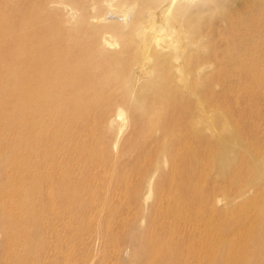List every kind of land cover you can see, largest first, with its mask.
I'll use <instances>...</instances> for the list:
<instances>
[{"label":"bare ground","instance_id":"1","mask_svg":"<svg viewBox=\"0 0 264 264\" xmlns=\"http://www.w3.org/2000/svg\"><path fill=\"white\" fill-rule=\"evenodd\" d=\"M0 1V69L13 70L7 77L13 79L20 99L16 109L19 115L28 112L30 122L37 129L47 128L49 138L65 137L64 129L59 133L55 126L62 123L58 113L67 100H84L85 106L97 98L107 100L101 118H106L109 106L115 105L109 127L115 121L123 124L126 113L121 104L131 105L134 119L146 127L143 141L153 144L162 140L156 149L155 168L147 175L148 197L160 165L164 172L168 161L175 158L178 166L169 171L164 181L165 185L169 181L167 185L171 181L181 183L169 190L179 200L177 205H170V212L200 209L201 202L187 201V196L196 191L203 195L200 199L209 202L210 214L205 218L214 221L228 220V215L217 214L213 209V192L203 194L198 180L207 173L202 171L208 172L214 164L229 169L244 156L254 162L252 168L257 176L263 177L264 169L257 164H264V142L253 148L240 137L227 138L231 131L228 113L220 112V103L215 100L220 101L225 93L220 85L228 65L248 73L252 70L251 61L246 58L224 61L223 54L235 50L242 37H249L255 47H262L264 43L257 41L264 30V9L255 7L242 18L226 19L222 30L211 26L207 32L206 27L222 18L216 11L219 1L245 0H201L197 6L181 5L179 0ZM154 7L163 8L159 13L148 10L144 17L139 15V11ZM244 47L245 52L255 48L247 44ZM166 48L172 53H166ZM120 55L124 59L118 61ZM214 111L216 114L212 115L210 112ZM19 125L26 129L23 117ZM113 144L116 147L118 142ZM47 145L51 148L54 144ZM66 154L60 145L52 147L48 155L57 171L67 175V180L54 176L50 179L49 175L45 182L52 195L49 204L38 199L30 201L16 192L0 195V264H87L78 254L65 255L62 262L52 255V238L60 235L59 231L65 233L68 223L84 227L83 237L89 241L99 240L102 232H116L117 228L131 230L129 235L137 252L134 260L138 264H187L188 255L178 252L184 241L196 237L194 222L175 240L168 236L162 223L150 222L147 212L111 209L105 199L100 200L95 181L86 180L82 170L73 172L70 161L58 163V157ZM45 173L36 167L31 174L43 180ZM84 182H88L86 188L82 186ZM106 188L109 189V181ZM102 213L106 214L104 219ZM178 216L173 229L189 221L187 215ZM258 218L263 230L257 233L256 241L264 242V215ZM201 219L203 216L191 220ZM236 235L234 232L232 237L237 238ZM203 239L207 246L202 247V254L199 250L194 252L197 259L212 255L209 264H229V257L246 260L247 254L239 251L227 256L226 240L218 234L212 238L206 233ZM259 262L264 263V259L259 258Z\"/></svg>","mask_w":264,"mask_h":264},{"label":"rangeland","instance_id":"2","mask_svg":"<svg viewBox=\"0 0 264 264\" xmlns=\"http://www.w3.org/2000/svg\"><path fill=\"white\" fill-rule=\"evenodd\" d=\"M179 1L181 5L193 4L197 6L202 3L201 0ZM219 5L216 11L222 18L210 24V28L206 27L207 32L212 27L222 30L227 25L226 19L242 18L244 14L249 13L255 7L264 9V1H219ZM162 8L144 9L139 11L141 12L139 15L144 17L149 12L159 13ZM148 10L150 11L148 12ZM1 18L0 1V30ZM218 40L217 38L216 41L218 42ZM258 40L260 41L257 43H264V30L261 31ZM241 41L242 43H238L235 50L223 54L225 56L223 60L246 58L248 62L251 61L249 68L252 69L254 76L251 71L249 73L244 70L240 71L238 68L228 65L225 69L223 84L220 85L224 86L225 93L221 97V102L218 99L215 101L220 103L218 104L220 112L228 113L231 131L226 137L229 139L240 137L248 146L258 148L264 142V44L262 47H255L252 43L253 40L249 37H242ZM246 44L255 48H252L251 52H249L250 50L245 52ZM170 50L165 49L168 54L172 53ZM123 59V55L118 57V61ZM12 71L5 72L0 69V195L6 192H16L19 195H25L30 201L36 199L44 200L45 203L50 201L52 195L45 188V182L49 175L50 179L54 176L60 180H67V175L61 173L60 170L57 171L56 163L48 158L52 147L58 148L62 145L67 154L63 157L59 156L58 163L63 164L70 161V166L75 170L73 172L82 170L86 180L95 181L97 190L101 194L100 200L105 199L111 209L123 212L139 210L141 214L147 212L150 222L162 223L168 229L166 231L168 236H172L175 240L180 239L184 232L189 230L190 226L188 225L194 222L197 230L196 237L184 241L178 252L179 255L184 254L185 257L188 255L185 260L187 264L189 262L190 264H209L207 261L212 255L206 257L202 255L198 259L196 255V258L194 257V252L199 250L198 252L202 254V247L207 246L203 239V235L206 233L211 234L212 238L218 234L219 237L226 240L229 251L227 256L236 251H239V254H247L246 260L229 257L227 259L229 264H264L259 262V258L264 259V242L256 241L257 233L263 230L260 228L263 226L260 224L258 216L264 215V175L262 178L257 176L256 170L252 168L254 162L249 157L243 158V156L242 161H236L229 169H222L214 164L209 171L207 170L208 172L202 171L207 174L198 180L205 192L203 194L213 192V196L216 198L212 202L213 209L217 214L228 215V220L206 219L205 217L210 214L209 202L203 198L201 200L200 197L203 195L196 191H192L187 196V201L189 203L193 201L195 204L201 202V206H203H200V209H191L188 212H170V205H177L179 200L169 190L172 186H179L181 183H172L171 181L167 185L169 181L165 185L164 181L169 171L178 166V161L175 158L168 161L164 172L160 165V172L155 175V179L153 178L152 193L148 197L146 181L150 175L148 177L147 175L155 168L156 149L162 140L153 144L143 141L142 136L146 127L142 124L143 122L139 123L134 119V109L129 108L131 105L122 103L126 113L125 121L123 124L115 121L109 127V119L112 118L115 105H110L106 118H101L107 100L97 98L88 101L87 106L84 105L86 103L84 100L77 103L67 100L62 111L58 113V117L63 119L62 123L55 126L59 133H62L64 129L66 138L61 140L59 137L49 138L47 128H35L34 122H30L31 115L28 112L20 115L17 112V103L20 99L13 79L7 77L8 73ZM120 77L122 79V75ZM251 79L254 80L251 81ZM153 86L156 87V84ZM216 90L218 89L216 88ZM210 113L216 114L215 111ZM20 117H23L25 121L26 131L22 130L19 125ZM120 126L121 130L118 133ZM67 133H69L68 136ZM21 138L23 139L22 143L20 142ZM114 141L118 142L116 147L113 144ZM48 143H53L55 146L50 148ZM123 151H125L124 154ZM247 152L249 153V147H247ZM32 154L33 158H29ZM34 155L39 157L36 159ZM257 166L264 169L263 163H259ZM36 167L46 172L43 180L33 178L32 169ZM74 175L71 176L72 179H74ZM108 181L109 189L106 188ZM82 186L86 188L88 182H84ZM93 186H95L94 183L92 188ZM40 187H44V189L40 191ZM89 198L90 196L86 199ZM145 198H147L146 201H144ZM47 204L49 203L47 202ZM178 215H187L191 218L188 217L189 221L185 225L173 229L176 221L180 218ZM196 216L197 218L203 216V219L192 221ZM102 217L104 219L106 214L102 213ZM114 231L116 232H102L99 240L89 241L83 237L84 227L68 223L65 233L59 231L60 235L52 238L54 244L52 255L56 256L60 262L65 255L75 257L78 254L87 264H138L134 260V254L137 252L132 246L129 235L131 230L125 232L124 229L117 228ZM234 232L237 233V238L232 237ZM257 258L258 260H256Z\"/></svg>","mask_w":264,"mask_h":264}]
</instances>
